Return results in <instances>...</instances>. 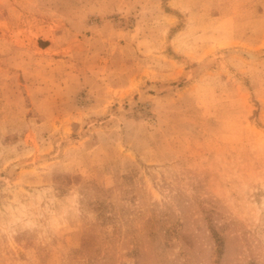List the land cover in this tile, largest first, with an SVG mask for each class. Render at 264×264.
I'll return each instance as SVG.
<instances>
[{
  "label": "rangeland",
  "instance_id": "obj_1",
  "mask_svg": "<svg viewBox=\"0 0 264 264\" xmlns=\"http://www.w3.org/2000/svg\"><path fill=\"white\" fill-rule=\"evenodd\" d=\"M0 264H264V0H0Z\"/></svg>",
  "mask_w": 264,
  "mask_h": 264
}]
</instances>
